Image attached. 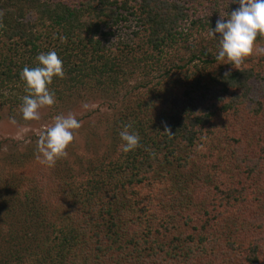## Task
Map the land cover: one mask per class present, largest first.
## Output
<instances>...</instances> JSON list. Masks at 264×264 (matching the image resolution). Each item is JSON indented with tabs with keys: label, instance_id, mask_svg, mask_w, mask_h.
Masks as SVG:
<instances>
[{
	"label": "trees",
	"instance_id": "trees-1",
	"mask_svg": "<svg viewBox=\"0 0 264 264\" xmlns=\"http://www.w3.org/2000/svg\"><path fill=\"white\" fill-rule=\"evenodd\" d=\"M238 7L0 0V109L20 107V73L41 52L63 63L49 85L55 104L148 76L117 121L139 136L134 150L81 173L58 163L0 170V264H264V140L249 143L257 127L224 124L245 115L264 129V69H231L206 49L193 70L150 78L188 33L214 29Z\"/></svg>",
	"mask_w": 264,
	"mask_h": 264
},
{
	"label": "rangeland",
	"instance_id": "rangeland-1",
	"mask_svg": "<svg viewBox=\"0 0 264 264\" xmlns=\"http://www.w3.org/2000/svg\"><path fill=\"white\" fill-rule=\"evenodd\" d=\"M209 31L210 29L201 33L193 31L188 33L177 45L167 50L161 68H154L156 70L150 74V78L158 79L170 71L178 73L186 69L193 70L195 63L196 65L201 63L199 61L203 59L202 53L206 49L216 56L218 40L210 36ZM257 46L264 48V45L260 43H257ZM263 57L264 53L254 51L235 67L253 66L264 69ZM225 62L228 61L225 60ZM231 69L234 68L231 67ZM146 77L148 76L141 75L131 80L128 86L114 93L92 90L77 91L64 102L42 108L39 120L25 121L18 106L12 110L9 106L0 109V170L15 173L33 164H40L35 158L39 133L53 123L55 115L69 112L81 122V127L76 131L73 142L67 148V155L58 159L56 163L81 173L93 161L114 156L122 143L117 121L124 112L125 104L131 97V93L137 92L139 84L143 83ZM85 104L88 105L87 108L84 107ZM240 111L242 112V109ZM9 117H15L17 123L12 125ZM249 119L245 115L231 114L225 118L224 124L230 126L232 121L238 122L247 127L248 133L252 131V127H257L258 132L251 133L249 142L256 146L259 138L264 140V129L261 128V120L251 123ZM205 129L211 131L212 126H207ZM200 165H195L193 161L190 168Z\"/></svg>",
	"mask_w": 264,
	"mask_h": 264
},
{
	"label": "clouds",
	"instance_id": "clouds-1",
	"mask_svg": "<svg viewBox=\"0 0 264 264\" xmlns=\"http://www.w3.org/2000/svg\"><path fill=\"white\" fill-rule=\"evenodd\" d=\"M239 7L217 20L209 35L218 40L216 61H228L233 68L253 52L264 53V48L257 46V36L264 38V0H238ZM218 34V35H217ZM36 66H25L20 78L25 84L26 94L22 97L20 111L25 121L40 119V110L56 103L55 94L49 89L53 78L64 76L63 63L55 50L41 52L36 57ZM88 107L87 104L84 105ZM12 125L15 117H9ZM81 127V122L69 112L53 117V123L44 128L36 141V160L47 167H53L56 161L67 155V148L74 140V135ZM125 126L119 132L122 141L120 150L128 153L139 146V136L128 131ZM170 134V133H169Z\"/></svg>",
	"mask_w": 264,
	"mask_h": 264
}]
</instances>
